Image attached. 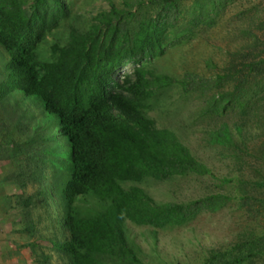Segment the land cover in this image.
<instances>
[{
    "label": "trees",
    "instance_id": "trees-1",
    "mask_svg": "<svg viewBox=\"0 0 264 264\" xmlns=\"http://www.w3.org/2000/svg\"><path fill=\"white\" fill-rule=\"evenodd\" d=\"M181 1L149 0L152 16L142 12L150 8L143 0L128 11L111 3L87 31L71 25L65 43L58 38L44 56L41 47L69 21L72 0H0V47L8 57L0 103L13 92L38 100L57 117L59 135L68 139L64 145L52 143L53 134L35 132L26 142L1 143L0 149L17 158L14 178L20 187H35L21 198L22 205L56 200L68 239L54 241L53 247L69 264H146L140 247L130 244L127 221L155 228L183 225L224 203V194L216 193L188 203L156 204L141 187L123 185L208 172L175 132L158 127L148 112L151 101L175 84L190 90L198 85L191 73L178 80L149 68L169 46V34L179 37L201 26L214 27L224 7V0H195L188 19L180 21ZM197 4L211 9L205 15ZM178 22L183 29L172 33ZM247 34L244 47L230 53L216 77L220 91L209 101L214 117L236 111L243 122L264 120V17ZM126 67L132 70L124 72ZM225 84L230 89L221 90ZM241 132V127L223 124L209 134L210 142L240 151L241 144L249 143L236 142ZM259 141L263 145L256 161L263 173L264 127ZM256 186L264 190V177ZM238 248L213 264H256L264 257L262 239Z\"/></svg>",
    "mask_w": 264,
    "mask_h": 264
},
{
    "label": "rangeland",
    "instance_id": "rangeland-1",
    "mask_svg": "<svg viewBox=\"0 0 264 264\" xmlns=\"http://www.w3.org/2000/svg\"><path fill=\"white\" fill-rule=\"evenodd\" d=\"M137 1L140 0H72L69 21L63 22L47 37L41 51L44 56L49 55L51 45L58 38L65 43L71 25L81 30L90 29L96 18L110 11L111 3L128 11ZM143 1L144 7L150 8H143L142 12L154 15V6L148 4L149 0ZM195 3V0L181 1L180 21L184 16L188 19ZM197 5L205 15L211 9ZM263 17L264 0H224L214 27L201 26L179 37L169 34V39L172 37L171 42L166 40L169 46L148 66L157 74L178 80L190 73L197 76L198 85L193 90L175 84L151 101L148 112L158 127L175 132L191 154L207 166L208 172L178 175L169 180L148 177L123 185L141 187L156 204L188 203L216 193L224 194L225 200L218 210L199 212L183 225L155 228L127 221L130 244L140 247L139 254L146 264H213L237 252L238 247L251 246L260 239L264 241V190L260 192L256 186L264 177L256 161L263 145L258 142L264 120L255 117L243 122L236 111L214 117L209 106L211 97L220 91L216 77L223 73L230 53L244 47L248 29ZM135 22L132 19L133 31L137 28ZM182 29V23L178 22L172 33ZM7 58L0 47V83L7 80L4 68ZM130 68L126 67L124 72ZM230 87L225 84L221 90ZM0 104V144L26 142L35 132L53 134L52 143H68L67 137L60 136L57 131V117L46 113L38 100L13 92ZM223 124L233 130L236 126L237 130L243 128L242 135L235 137L236 142L242 143L245 139L249 143L241 144L240 151L211 143L209 134ZM253 149L256 154L252 153ZM16 160L0 149V264H69L53 247L54 241L68 239L67 230L57 214L58 208H55L56 200L51 198L45 204L38 202L30 208L22 205L21 198H27L35 187H20L14 178L18 173ZM50 194L57 197L53 192ZM44 256L47 257L45 261ZM256 261V264H264V257Z\"/></svg>",
    "mask_w": 264,
    "mask_h": 264
}]
</instances>
